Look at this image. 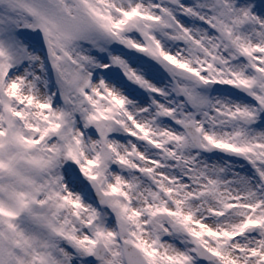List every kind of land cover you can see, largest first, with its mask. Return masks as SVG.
I'll return each instance as SVG.
<instances>
[{"label":"snow or ice","instance_id":"snow-or-ice-1","mask_svg":"<svg viewBox=\"0 0 264 264\" xmlns=\"http://www.w3.org/2000/svg\"><path fill=\"white\" fill-rule=\"evenodd\" d=\"M0 264H264V0H0Z\"/></svg>","mask_w":264,"mask_h":264}]
</instances>
